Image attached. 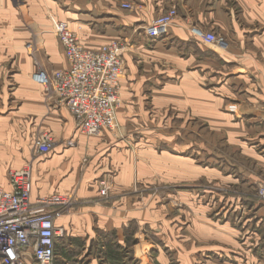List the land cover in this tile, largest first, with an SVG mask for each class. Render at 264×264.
I'll use <instances>...</instances> for the list:
<instances>
[{
  "label": "crops",
  "instance_id": "crops-1",
  "mask_svg": "<svg viewBox=\"0 0 264 264\" xmlns=\"http://www.w3.org/2000/svg\"><path fill=\"white\" fill-rule=\"evenodd\" d=\"M122 2L130 3L131 8L122 9ZM170 7L177 11L174 21L160 37H147L144 27ZM50 17L66 21L85 48L96 50L110 41L124 43L117 129H104L97 138L81 141V132L66 107L57 105L55 97L47 96L32 79L37 66L48 73L67 67L63 48L51 31ZM193 26L222 37L225 45L193 37ZM29 42L32 57L26 48ZM207 70H212V77ZM207 75L213 79V95L202 86ZM223 103L230 104L231 119L240 118L232 129H240L242 122L246 130L258 127L264 133V0H0V187L10 189L9 170L27 162L32 163V198L73 193L82 185V190L74 192L75 198L90 203L74 205L55 221L62 230L55 239L65 256L62 264L80 258L81 253L88 264H96V259L102 264H127L124 232L136 219L131 216L135 211L120 207L128 200L122 192L159 173L172 182L201 175L187 154L168 149L158 152L147 135L168 118V110L176 116L191 111L200 120ZM43 131L52 136L54 144L50 152L40 155L31 145L35 134ZM84 151L92 156L93 165L118 169L114 177L118 189L111 193L113 198L104 200L106 204L93 202L97 186L89 183L92 190L84 191L78 178L77 166ZM249 175L240 180L250 182L254 175ZM230 179L239 178L232 175ZM257 205L246 206L254 219L252 234L246 239L264 247V203ZM199 228L203 243L214 241L206 246L218 250L221 233L216 228ZM134 237L140 238L136 233ZM95 243L100 244V259L89 254ZM135 245L129 247L132 261L137 256ZM158 262L164 264V257L158 255Z\"/></svg>",
  "mask_w": 264,
  "mask_h": 264
},
{
  "label": "rangeland",
  "instance_id": "rangeland-1",
  "mask_svg": "<svg viewBox=\"0 0 264 264\" xmlns=\"http://www.w3.org/2000/svg\"><path fill=\"white\" fill-rule=\"evenodd\" d=\"M50 18L53 27L57 20ZM32 52L33 50L29 51L30 57L33 56ZM32 60L35 65L36 59ZM209 73L212 77V70L207 74ZM210 77L207 75L202 86L207 93L214 94L213 79ZM229 105L223 103L220 108L200 120L191 111L184 116H176V112L168 110V118L158 124L157 130L147 135V140L152 141L158 152L168 149L179 155L187 154L189 161L199 166L201 175L187 182H172L163 173H159L152 180L136 181L122 192L128 200L127 203L120 204V207L123 206L126 211H135L131 216L136 219L129 222L125 229L130 232L134 230V252L137 255L132 261L133 250L129 249L127 264H156L158 255L164 257V264L165 259L169 264H211L213 258L217 259L214 264H264V247L256 245L251 238L246 239L248 234H252L250 224L254 222L246 206L264 203V193L258 192L259 189L264 192V176L261 173L264 163V133L258 127L246 130L242 122L240 129H232L233 123H237L240 118L235 116L231 119L228 116ZM226 117L231 119V126ZM243 122L248 126L246 119ZM100 134L90 136L81 132L78 139L87 142ZM37 135L38 133L33 139ZM31 147L33 150V144ZM86 152L78 162V178L84 183V191L92 190L89 187L91 184L97 188L108 184L110 196L107 198L98 195L92 200L103 203L105 199L113 198L111 193H116L118 189L114 181L118 169L101 163L93 165L92 156ZM247 173L249 176L254 175L253 180L247 182L243 178L241 181L240 177ZM232 175L239 179L232 181ZM78 189L82 190V185L71 192L74 194ZM86 200L76 198L75 205L86 206L90 203ZM204 226L216 228L221 233L222 242L216 241L221 245L216 247L218 250L214 251L206 246L212 245L214 241L204 244L201 240L203 236L199 227ZM135 233L139 235V240L134 237ZM230 233H237V236H230ZM108 240H112V237L109 236ZM162 240L165 241L164 244L161 243ZM56 242L55 262L62 264L61 257L65 256L61 254L63 251L58 240ZM99 245L93 244L89 254L100 259ZM64 264L88 262L81 253L80 258L66 259ZM96 264H102V260L96 259Z\"/></svg>",
  "mask_w": 264,
  "mask_h": 264
},
{
  "label": "built area",
  "instance_id": "built-area-1",
  "mask_svg": "<svg viewBox=\"0 0 264 264\" xmlns=\"http://www.w3.org/2000/svg\"><path fill=\"white\" fill-rule=\"evenodd\" d=\"M122 9L131 4L122 2ZM177 15L174 7L153 17L144 27L150 39L161 36ZM193 37L207 44L225 45L222 37L196 26ZM52 32L63 48L67 67L48 73L37 67L32 79L42 86L47 96L53 95L57 105L66 107L77 128L87 135H98L104 129L118 128V79L123 73L124 43L110 41L99 49L85 48L66 21H56ZM33 49L31 42L26 44ZM33 152L46 154L54 140L48 132H39L33 139ZM32 163L27 162L8 172L10 189L0 187V264H57L55 239L62 230L55 221L75 205L73 193L53 192L31 197ZM108 184L98 187V195L108 196ZM260 194L263 190L259 189ZM264 195V194H263Z\"/></svg>",
  "mask_w": 264,
  "mask_h": 264
},
{
  "label": "trees",
  "instance_id": "trees-1",
  "mask_svg": "<svg viewBox=\"0 0 264 264\" xmlns=\"http://www.w3.org/2000/svg\"><path fill=\"white\" fill-rule=\"evenodd\" d=\"M133 231L134 230H132L131 232L128 230H125V232H124V239H125V244H126V246H125L126 252L125 253H126L127 259H129V255H128L130 253L129 247L136 242L135 239L133 238Z\"/></svg>",
  "mask_w": 264,
  "mask_h": 264
}]
</instances>
